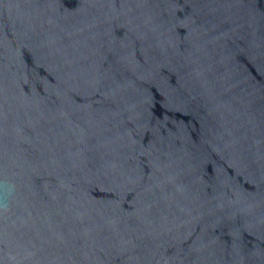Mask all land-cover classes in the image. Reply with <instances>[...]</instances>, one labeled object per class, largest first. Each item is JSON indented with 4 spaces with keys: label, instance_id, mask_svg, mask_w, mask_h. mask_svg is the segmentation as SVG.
I'll use <instances>...</instances> for the list:
<instances>
[{
    "label": "water",
    "instance_id": "95a60500",
    "mask_svg": "<svg viewBox=\"0 0 264 264\" xmlns=\"http://www.w3.org/2000/svg\"><path fill=\"white\" fill-rule=\"evenodd\" d=\"M0 264H264V0H0Z\"/></svg>",
    "mask_w": 264,
    "mask_h": 264
}]
</instances>
